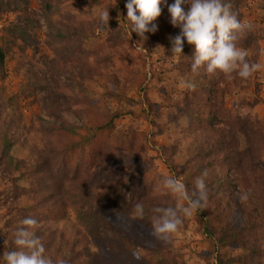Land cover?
<instances>
[{"label":"rangeland","instance_id":"1","mask_svg":"<svg viewBox=\"0 0 264 264\" xmlns=\"http://www.w3.org/2000/svg\"><path fill=\"white\" fill-rule=\"evenodd\" d=\"M44 1L0 0V46L8 51L0 69V133L12 139L13 156L36 164L37 149L52 147L43 141V130L61 132L63 122L77 125L84 134L90 125L104 127L102 140L112 151L94 160L88 176L80 172L82 182H98L110 163L125 167L137 160L135 169L142 175L134 171L152 188L145 190L147 184L140 182L138 194H170L177 208L186 202L165 187V179H179L191 194L189 179L195 185V179L207 172L213 200L208 197L204 214L198 209L184 217L169 241L161 244L166 246L165 264H264V0L232 3L237 18L252 25L241 33L237 47L246 51L250 63L261 65L247 79L235 72L208 74L202 68L193 73L188 57L173 55L172 45L168 46L167 35L174 37L170 31L174 26L163 5L155 22L158 31L146 33L147 39L142 40L130 30L127 0H47L59 3L52 14L59 27L77 15L76 20L92 28L89 37H81L84 52L80 57L70 54L73 44L69 41H65L67 52L63 43L64 53L59 49L56 54L50 42L63 38L48 26ZM114 6L121 12H114ZM184 7L187 11L190 5ZM106 11L108 24L101 20ZM28 18L36 29L28 25L23 35L34 45L22 50L24 38L21 34L19 39L12 38L8 28L25 26ZM118 34L121 37L115 38ZM189 83H195V89ZM53 94L57 97L51 108L46 102ZM186 106L192 108V116ZM55 134L53 145L67 143L60 133ZM219 137L222 151L214 149L208 156L207 149L214 148ZM94 146L99 145L94 141ZM91 147L83 148L91 154ZM202 162L212 165L201 172ZM18 177L0 165V255L15 247V231L24 227L23 216L28 214L25 207L35 204L19 191L23 186L29 189L31 180L18 182ZM131 191L129 199H136ZM243 194L246 199L241 198ZM49 214L43 211L34 218L47 219ZM59 218L52 227L63 233L69 247L76 239L75 248L89 249L87 254L93 256L94 242L86 243L83 236L78 240L81 228L74 210ZM134 225L126 218L118 226L136 242L134 247L150 248L162 241L144 229L138 233ZM151 260L148 256L146 264Z\"/></svg>","mask_w":264,"mask_h":264},{"label":"trees","instance_id":"2","mask_svg":"<svg viewBox=\"0 0 264 264\" xmlns=\"http://www.w3.org/2000/svg\"><path fill=\"white\" fill-rule=\"evenodd\" d=\"M232 3L233 0H231V5ZM43 4L44 17L47 20L48 26H50L54 35L63 38V40L50 42L53 50L58 54L57 50L61 49L60 46L65 43V51L67 52L69 47L65 41H69L73 44L70 54L80 57L84 52L79 45L83 41L81 37H89L92 28L88 30L85 22L79 19L76 20L77 15L71 18V22L62 24L59 27L58 22H55L52 18V14L58 8L59 3H50L45 0ZM16 7L21 9L19 6ZM115 11L121 12L119 8L114 6ZM28 25H33L32 29H36L34 22L30 21L29 18L25 26L14 24L8 28L9 35L12 38L19 39L20 34L22 35L21 38H24L21 46L22 50L34 45V43L29 44L26 42V37L23 35L27 33L26 29H28ZM179 30L177 27L171 28V35L174 34L175 36L179 34ZM120 37V34L115 36V38ZM167 37L168 46H170V37L168 35ZM61 53H64L63 49H61ZM7 54L8 51L5 50V47L0 46L1 70L4 69ZM193 54L194 46L189 45L185 41L184 55L188 57L190 65ZM56 97V94L49 96L46 105L52 108L53 104H56L54 102ZM185 109L191 116L194 114L192 108L187 107ZM213 114L210 117H213ZM61 128V132L56 130H46L45 132L43 130V141L52 147L37 149V163L33 165L28 164L24 160L16 159L12 154L14 145L12 139L8 137V134L2 135L0 133V165L5 170L18 173L20 175V178H17L18 182L26 179L31 180L29 189L24 186L19 189L20 192L25 193L28 197H32L33 201H35L34 205L25 207L28 214L23 216V219L32 217V215V218H34V216L39 215L43 211L51 212L47 219L40 218L38 225L34 229L45 246L46 255L54 261L62 259L66 264H146L148 256L153 258L151 264L167 263L166 246H161L165 242L159 241V244L157 242L156 245H151L150 248H143V246L134 247L136 242L133 241L127 232H124L123 235L118 226L124 219L128 218L135 224L133 228L138 233L143 232L144 229L149 233L151 238L155 239L156 237L152 234L151 222L162 215V212H157L156 209L173 208L177 210L173 197L170 194H151L149 196L147 192H144L143 195L138 194L139 191H142L140 182L145 184L147 182L141 176L138 177L136 173L137 169H135V165L137 160L127 163L125 167H118L110 163L108 164L109 169L105 168V171L101 172L98 182H82L84 179H80V172L88 176L89 169L95 165L94 160L105 158L112 151L110 147L105 145L107 141L102 140V134L105 131L103 130L104 127H98L97 124L90 125L88 128L89 132L86 134L82 132L83 129L69 122H63ZM56 132L60 133L67 143L53 145L51 139L56 135ZM76 138L78 139L75 140ZM222 139V137H219L216 140L217 144L214 145V148L209 147V150L207 149L206 153L208 152V156L213 154L214 149L216 152L222 151ZM94 141L96 145H99L98 147L94 146ZM87 145H93L91 147V151H93L91 154H87L83 148ZM33 153L35 154L34 151ZM202 163L198 169L201 172H204L210 167L209 165H212L210 162ZM100 167L102 168V164ZM90 175L94 178L91 170ZM226 185L230 187V184ZM188 186L189 188L192 187L191 191L195 187L194 182L190 179ZM227 186H223V191H228ZM144 187L145 190L149 188L152 191L151 185L147 184ZM130 189L135 191L136 199H129L130 193H132ZM208 197L210 202H212V195L209 192ZM137 203H143L144 205L145 215L143 218H139L135 213V205ZM69 209L74 210L77 223L81 228L78 240L82 236L86 237V243L92 240L97 247L93 251V256L89 255V249H87L89 254H87V250L85 249L77 250L75 248L78 245L76 239H73L72 246L69 247L70 242L65 240L63 233L52 227L55 218L58 215L59 219L63 218ZM200 210L204 214V208L202 207ZM177 212L178 215L182 216L178 210ZM8 235L5 237H9ZM137 252L140 256L139 260L135 259L133 255V253Z\"/></svg>","mask_w":264,"mask_h":264},{"label":"clouds","instance_id":"3","mask_svg":"<svg viewBox=\"0 0 264 264\" xmlns=\"http://www.w3.org/2000/svg\"><path fill=\"white\" fill-rule=\"evenodd\" d=\"M189 4L188 10L184 5ZM162 5L170 13V23L180 29L179 34L170 37L173 55L183 54L185 41L194 46L191 57L193 73L204 68L208 74L217 72L225 75L235 72L239 77L247 79L257 72L261 65L250 63L247 53L237 47L241 33L252 29L250 23H244L232 11L231 0H127V20L131 25V32H135L142 40L147 39L146 33L158 31L155 23L162 14ZM109 12L102 14L101 20L109 22ZM189 88L195 89V83H189ZM207 172L195 179V187L191 194L185 183L177 178H166L165 187L186 203L177 208L182 213L178 215L176 209H156L162 215L155 218L152 224V234L168 242L170 235L175 233L183 223V218L191 216L193 211L202 208L208 200ZM242 199L247 195L243 194ZM135 213L139 218L145 215L143 203L135 205ZM24 227L18 228L14 234V248L5 250L0 255V264H66L62 259L53 260L46 255V249L39 236L34 231L38 221L32 217L22 220ZM135 259L140 256L133 253Z\"/></svg>","mask_w":264,"mask_h":264}]
</instances>
